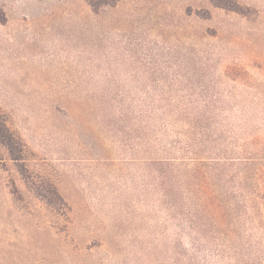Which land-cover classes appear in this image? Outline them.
Masks as SVG:
<instances>
[{
    "label": "rangeland",
    "instance_id": "374dc122",
    "mask_svg": "<svg viewBox=\"0 0 264 264\" xmlns=\"http://www.w3.org/2000/svg\"><path fill=\"white\" fill-rule=\"evenodd\" d=\"M99 1L0 0V264H264V0Z\"/></svg>",
    "mask_w": 264,
    "mask_h": 264
},
{
    "label": "trees",
    "instance_id": "16d2710c",
    "mask_svg": "<svg viewBox=\"0 0 264 264\" xmlns=\"http://www.w3.org/2000/svg\"><path fill=\"white\" fill-rule=\"evenodd\" d=\"M114 1V0H113ZM113 1H99V4H108ZM212 5L215 7L234 11L241 13L240 5L237 2V0H210ZM93 7H96V3H91ZM5 21L4 14L1 13L0 15V22ZM0 144L3 145L12 160L19 162L23 160V144L20 139V137L11 129L8 121V117L0 111ZM42 197L46 200L47 203L53 204V203H60L64 204L63 198L58 194L55 188H53V191H51L50 197H45V195H42ZM261 198V205L264 209V182H263V191L260 195Z\"/></svg>",
    "mask_w": 264,
    "mask_h": 264
}]
</instances>
